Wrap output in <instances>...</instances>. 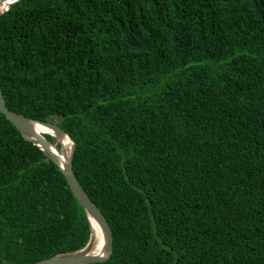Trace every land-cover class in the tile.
Wrapping results in <instances>:
<instances>
[{
	"label": "trees",
	"instance_id": "obj_1",
	"mask_svg": "<svg viewBox=\"0 0 264 264\" xmlns=\"http://www.w3.org/2000/svg\"><path fill=\"white\" fill-rule=\"evenodd\" d=\"M0 84L74 140L113 232L90 264H264V0H18ZM93 233L60 166L0 111V264Z\"/></svg>",
	"mask_w": 264,
	"mask_h": 264
},
{
	"label": "water",
	"instance_id": "obj_2",
	"mask_svg": "<svg viewBox=\"0 0 264 264\" xmlns=\"http://www.w3.org/2000/svg\"><path fill=\"white\" fill-rule=\"evenodd\" d=\"M15 1L18 0H0V16L8 11ZM0 111L4 113L7 119L10 120L20 130L26 139L31 140L33 143L39 145L46 152L49 158L60 166L71 189L79 201L83 204L88 215L90 216L94 228V233L86 247L74 252L57 254L29 264H90L109 257L113 251V232L106 216L103 214L97 203L90 197L85 188L81 185L75 174L73 169V157L76 144L73 138L56 122H43L12 111L6 104L1 84ZM37 124L51 128L57 134L67 135L73 143V145L70 147L69 154L67 155L65 152L63 153L62 148H59L45 135L40 134L35 128V125ZM66 159H68V161ZM95 224L100 227L105 240L104 253H95L93 250V243L97 237V229Z\"/></svg>",
	"mask_w": 264,
	"mask_h": 264
},
{
	"label": "bare ground",
	"instance_id": "obj_3",
	"mask_svg": "<svg viewBox=\"0 0 264 264\" xmlns=\"http://www.w3.org/2000/svg\"><path fill=\"white\" fill-rule=\"evenodd\" d=\"M36 130L40 133V134H51L53 137L56 138V142H60L63 148L68 147L70 150V147L73 145L72 141L69 139V137L67 135H63V134H57L55 131H53L51 128H48L46 126H42V125H35ZM56 144V143H55ZM57 145V144H56ZM62 148V152L64 153V150ZM68 161V159H66ZM96 225V231H97V237L96 240L93 243V250L95 253H104V249H105V240L104 237L102 235V232L100 230V227Z\"/></svg>",
	"mask_w": 264,
	"mask_h": 264
},
{
	"label": "rangeland",
	"instance_id": "obj_4",
	"mask_svg": "<svg viewBox=\"0 0 264 264\" xmlns=\"http://www.w3.org/2000/svg\"><path fill=\"white\" fill-rule=\"evenodd\" d=\"M60 120V118H55L54 119V122H58ZM51 135V134H50ZM54 138V143H56L57 144V146H59V145H61V143L60 142H56V138L55 137H53ZM53 142V141H52ZM59 148H63L62 147V145H61V147L59 146ZM63 150H64V152L68 155L69 154V152H70V150H69V148L68 147H66V148H63Z\"/></svg>",
	"mask_w": 264,
	"mask_h": 264
}]
</instances>
